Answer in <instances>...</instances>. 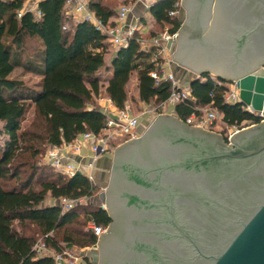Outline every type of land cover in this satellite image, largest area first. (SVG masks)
Here are the masks:
<instances>
[{
	"label": "trees",
	"instance_id": "16d2710c",
	"mask_svg": "<svg viewBox=\"0 0 264 264\" xmlns=\"http://www.w3.org/2000/svg\"><path fill=\"white\" fill-rule=\"evenodd\" d=\"M24 2L0 0V264H55L50 257H38L33 249L38 238L21 230L30 224L35 226L41 239L55 252L76 245L91 247L97 242L94 233L88 228H72L80 221V203L62 212L59 206L43 202L49 193L56 199H91L98 187L81 173L72 177L51 170L47 176L40 174L46 168L38 164L39 157L48 146H59L81 133H100L104 129L105 114L97 105H91L101 92L102 71H112L105 91L119 108L130 98L128 86L133 74L138 79L136 97L148 105L167 99L171 83L157 82L150 74L154 69L152 51L143 48L137 36L130 38L127 46L116 48L108 62L107 34L87 20L68 16L67 0H42L38 4L39 16L32 11L19 16ZM106 2L88 0V5L103 24L114 25L110 19L117 13L116 7L127 1ZM179 2L161 0L150 7L159 24L151 36L165 27L171 33L178 32ZM171 11L176 14L170 15ZM20 68L40 79L30 84L14 75ZM201 77L205 79L190 82L195 100L176 105L180 119L186 121L199 113L196 107L214 101L213 106L224 113L223 120L229 126L260 121L243 103L223 102L229 81L217 78L223 82L219 86L210 73ZM30 112L33 117L23 127ZM11 180L14 183L8 184ZM85 217L86 225L93 220L107 227L112 221L98 205L87 209Z\"/></svg>",
	"mask_w": 264,
	"mask_h": 264
},
{
	"label": "flooded vegetation",
	"instance_id": "af4514ba",
	"mask_svg": "<svg viewBox=\"0 0 264 264\" xmlns=\"http://www.w3.org/2000/svg\"><path fill=\"white\" fill-rule=\"evenodd\" d=\"M210 3L207 0L202 15L198 20L194 16L192 26H187L186 35L190 38H202V32L209 26L207 20L214 15L216 8ZM249 6L251 4L245 0H222L216 10H231L229 29L240 37L249 25ZM237 47L246 48L243 38H238ZM249 55H252L251 59L259 57L251 51ZM259 118V122L242 129L262 124L259 127L262 130L264 116ZM149 128L130 146L116 148L113 152L108 183L101 191L105 192L114 216H110L112 221L98 240L99 264H198V261H203L204 255L211 253L213 247L228 240L241 219L251 211L245 196L264 194L263 155L224 161L193 158V164L186 167L179 163L183 164L187 158H173L178 164L167 167L166 157L173 152L172 146L186 139L167 124L147 132ZM197 138L198 142L186 143L192 145L196 154L203 153V156L206 152L232 148L233 144L242 152L250 153L264 139L261 137L247 142L243 138L230 139L224 133L213 131H205ZM117 153L119 159L115 166ZM188 170L192 172L190 178L186 177ZM174 179L183 180L184 188L189 187L178 191L182 198L174 208L148 205L149 199L144 196L142 188L137 187L148 181L158 184ZM153 187L160 199H169L170 194L165 188L161 185Z\"/></svg>",
	"mask_w": 264,
	"mask_h": 264
},
{
	"label": "water",
	"instance_id": "95a60500",
	"mask_svg": "<svg viewBox=\"0 0 264 264\" xmlns=\"http://www.w3.org/2000/svg\"><path fill=\"white\" fill-rule=\"evenodd\" d=\"M206 1L183 0L187 11V19L185 22H182V30L177 35L178 45L176 51L173 53V59L194 69L198 76L206 72H215L214 74L217 77L231 83H236L240 89L242 103L244 105H251L252 108L262 111L264 114V0H245L251 4V7H247L249 25H246L244 35L240 37L229 29L231 28L229 27L231 10L224 9L217 11L216 8L222 0H215L214 5L216 8L214 9L211 26L206 33V29L202 32L201 36L203 39H199V37L190 38L186 35V33L188 34V29L186 28L187 26L188 28L192 26L194 16L198 20L202 15ZM210 2L213 4L214 0H210ZM218 19L220 20L219 26L217 24V22L219 23ZM209 20H207L208 23ZM261 26L263 27L260 28ZM238 38H243V44L246 45V48L237 47ZM250 51L257 53L259 57L251 59L252 55L248 56ZM196 78L198 77L196 76L194 79ZM163 124L174 128L179 136L185 138L190 143L193 141L198 142L197 137L204 134L205 131H210L189 125L186 121L180 119L177 114L172 113L159 114L149 126L150 128L147 132ZM261 125H252L244 128L232 135L231 139L243 138L247 142L260 139L261 137L263 139L264 128L260 130L259 127ZM137 139H140V137L129 139L119 145L117 149L126 148ZM186 141L182 140V143L172 146L173 152L171 151L170 156L166 157L168 163L165 165L167 167L178 164L174 162L173 158H187L183 164L179 163V165L186 167L192 165L196 158L224 161L246 156H264V139L261 145L250 153L242 152V150L237 149L236 145L233 144L232 148H227L224 151L215 150L214 152H206L205 156H203V153L196 154L192 145L186 143ZM118 157L119 154L117 153L114 161L115 166L118 164ZM188 158H190L189 161ZM193 158L194 160H192ZM202 160H197V162ZM186 172V177L188 178L189 176L190 178L192 172L189 170ZM158 184L170 194L169 199L166 197L164 200L157 196L158 191H155L153 186L159 187ZM158 184L153 183V181H148L145 185L135 183V185H138L137 187L142 188L144 196L149 199L147 204L150 206L166 205L174 208V206L180 204V198H182L178 195V191L180 192L189 188L188 186L184 188L185 183L183 180L176 179L162 181V183ZM99 197L106 204L105 206L100 205V207L106 210L111 217L114 216L112 208L106 201L105 192L101 191ZM245 199L251 211L248 212L244 219H241L240 225L228 237V240L219 246L213 247L211 253L204 255L203 261H198V264H264V194L245 196Z\"/></svg>",
	"mask_w": 264,
	"mask_h": 264
},
{
	"label": "built area",
	"instance_id": "2783aa9c",
	"mask_svg": "<svg viewBox=\"0 0 264 264\" xmlns=\"http://www.w3.org/2000/svg\"><path fill=\"white\" fill-rule=\"evenodd\" d=\"M67 2L73 4L70 13L73 18L87 20L93 23L99 30L107 34L108 41L116 48L127 46L129 39L133 36H137V39L143 48L152 51L151 61L154 64V69L150 74L157 82L164 80L170 82L171 93L167 99L161 101L155 107L147 108L148 106H146L143 114L152 113L155 116H158L159 114H167L170 105L176 106L178 103L187 100H195L190 91V84L180 83L175 74L170 70L172 64L170 57L172 51H170V47L177 41L178 32L171 33L169 28L165 27V29L158 35L144 38L138 33L140 25L137 22L130 24L127 27L124 26L130 12L129 5H122L117 10L114 25H105L89 8L88 0H67ZM176 6L179 7L180 4L176 3ZM23 11L24 10H21L19 12V16L22 15ZM38 13L40 14V12ZM175 14L176 11L170 12V15ZM200 77L201 76H198V78ZM201 79L204 80L205 78L201 77ZM217 84L219 86L222 85V80L218 79ZM223 102L228 104L242 103L240 89L237 87L236 83L230 82L229 89L223 94ZM97 103V106L106 116V125L100 133H81L70 142H65L59 146H50L48 148V161L64 176L72 177L77 173H81L94 183L92 169L95 161L100 156L110 154L117 148V146L129 139L141 137L145 131L141 127L140 116L133 112L130 103H125L124 107L119 108L114 104L110 96L102 94H99ZM213 104L214 101L209 105L196 107L199 113L192 114L187 118L186 123L213 132L226 133L231 139L232 135L243 128V124L229 126L224 122L225 128L224 126H220L219 121L222 122L224 113L214 107ZM245 107L247 111L258 117L264 116L262 111L255 110L251 105H245ZM86 147L91 153L89 161L88 159L85 160L84 163H82L81 160L76 161L74 155L80 154L81 150ZM84 200V198L71 199L61 197L56 205L61 208L62 212H67ZM102 206H105V204L102 203ZM87 227L97 237L96 244L89 248V251L91 250L92 253L88 252V250L76 252V250L72 248H66L62 252H55L48 248L45 241L42 239L35 243L33 249L38 257H50L55 264H98V240L105 232L106 227L96 224L93 220L88 221Z\"/></svg>",
	"mask_w": 264,
	"mask_h": 264
},
{
	"label": "crops",
	"instance_id": "0c3cea01",
	"mask_svg": "<svg viewBox=\"0 0 264 264\" xmlns=\"http://www.w3.org/2000/svg\"><path fill=\"white\" fill-rule=\"evenodd\" d=\"M41 1L42 0H25L22 10L32 11L37 16H39L40 14L38 12H40V11L38 10V4ZM106 1H108V0H105V2ZM120 1H124V0H120ZM125 1H127V2H125V3H127L126 5L130 6V12L127 16L125 23H124L125 24L124 26L127 27L128 25L137 22L140 25V30L138 31V33L144 38L151 37V33L156 32L158 30L159 24H157L155 18L151 14L150 7L152 5H154L155 3L161 1V0H125ZM180 2H181V0H180ZM106 3H108V2H106ZM119 6L121 7V4L116 7V11L120 8ZM72 7H73V4L67 2L66 13L68 16H71L70 13L72 11ZM180 11H181V9H179V11H178V16H179V19L181 20V28L178 30V33H180V31L182 30V22H183L182 18L180 17L182 12H180ZM115 17H116V14L110 19V21H113L115 23ZM177 45H178V42L176 41L175 44L170 47V51H172V54H171L172 56H173V53L177 49ZM109 46H110L109 47V53L106 56L108 62L111 59V57H112V55L116 49L113 47V45L110 42H109ZM171 55H170V57H171ZM172 59H173V57H172ZM170 70L175 74L176 78L182 84H190V82L196 76L198 77V75L194 69H192V68H190V67H188V66H186V65H184V64H182V63H180L174 59L172 60ZM18 72H19V74H18ZM105 72L108 73L107 74L108 76H106V78H105L106 81L104 82L106 85L108 78H110L112 75V71L110 70V71H105ZM14 75H17V76L19 75L20 78L24 79L27 82H29V79H26L28 75L35 76L38 79H40L39 75L30 73V72H24L22 68H20L19 70L17 69L15 71ZM135 83H136V87H137V85H138L137 77H135ZM104 92H105L104 95H107L105 89H104ZM137 93H138V89H137ZM98 96H97V98H98ZM126 103H129V99L127 100ZM175 110H176V106L170 105L168 107V111H167L168 113L167 114H172V113L176 114ZM147 116L152 120L155 117V115L152 113H150V114L148 113ZM113 152L110 154V156H109V154H107L105 156H100L95 161L94 167L92 169L94 175H97L98 173L103 174L104 171H107L109 164H110L109 162H111L112 158H113ZM90 154L91 153H90L89 149L86 147V148L81 150L80 154H77V155L75 154L74 159L76 161L81 160V162L84 163L85 160H87V159L89 161ZM81 156H82V158H81ZM48 195L56 201V198H53L50 195V193ZM54 202H51L49 205H55L56 202H55V204H54Z\"/></svg>",
	"mask_w": 264,
	"mask_h": 264
},
{
	"label": "rangeland",
	"instance_id": "374dc122",
	"mask_svg": "<svg viewBox=\"0 0 264 264\" xmlns=\"http://www.w3.org/2000/svg\"><path fill=\"white\" fill-rule=\"evenodd\" d=\"M117 2V1H116ZM181 3V4H180ZM215 3V0H214V2H213V4ZM179 4H180V9H181V11L180 12H182L181 13V18H182V21L183 22H185V20L187 19V11H186V7L184 6V4H183V0H181V2H179ZM214 11V10H213ZM214 16V15H213ZM213 16H211V18H210V20H209V26L207 27V29H206V31H205V33L208 31V29H209V27L211 26V21H212V19H213ZM204 33V34H205ZM114 48H116L115 46H113ZM172 55H171V60H173L172 59ZM215 72H210V74L212 75V77L217 81L218 79L217 78H219V77H217L215 74H214ZM18 74H19V72H18ZM108 73H106L105 71H102L101 72V76H102V78H101V84H102V87H101V92H100V94H102V95H104L105 94V92H104V89H105V78H106V76H108L107 75ZM135 74H133V77L131 78V80H130V82H129V86H128V92H129V103L131 104V106H132V109H133V112L135 113V114H137V115H139L140 116V121H141V127L143 128V130H146L152 123H153V121L157 118V116H155L154 118H153V120L152 119H150L148 116H147V114L145 113V114H143V111L145 110V107L146 106H148L147 108H151V107H155L156 105L155 104H150V105H148V104H145L144 102H142V101H140L139 99H137V87H136V83H135ZM201 78V77H200ZM26 79H29V83L30 84H34V83H36L39 79L37 78V77H35V76H30V75H28L27 76V78ZM97 96H95L94 98H93V100H92V102H91V105H97ZM90 105V106H91ZM168 113V112H167ZM32 117H33V115H32V112H30V113H28L27 115H26V118L24 119V121L22 122V126L24 127V126H26V125H28L29 124V122L31 121V119H32ZM219 125L220 126H224V128H225V125H224V120H222V122H220L219 121ZM220 130H222V129H220ZM219 131V130H218ZM226 134V133H225ZM118 147V146H117ZM48 148H49V146L46 148V150H44V152L41 154V156L39 157V161H38V164L43 168V167H45L46 168V170H41L40 171V174L42 173L43 175H48V173H49V171L51 170L52 172H56V173H59L57 170H56V168H54L51 164H50V162L48 161V158H47V151H48ZM112 153V152H111ZM110 153V154H111ZM110 154H109V156H110ZM105 156V155H104ZM110 163V162H109ZM110 167L111 166H109L108 167V169H107V171H104L103 172V174L102 173H98L97 175H94L93 176V179H94V184L98 187L97 189H96V191L94 192V194H93V196L91 197V199H85L84 201H82L81 203H80V207H78V209H79V212H80V221H79V223L78 224H75L72 228H74V230L75 229H77V230H82V231H85V230H87V225H86V223H85V211L87 210V209H91V208H94V207H96L97 205L98 206H100V205H102V201H101V198L99 197V194H100V192H101V188H103L104 186H106L107 185V179H108V177H109V174H110ZM104 174H105V176H104ZM7 183L8 184H13L14 183V180H11V181H7ZM58 200L59 199H56V201L54 200V199H52L49 195H48V197L46 198V200L43 202V205H49L51 202H56V204H57V202H58ZM55 202H54V204H55ZM89 202L90 203H92L93 204V207H90L91 205H89ZM55 204V205H56ZM105 204V203H104ZM106 205V204H105ZM58 206V205H57ZM88 207V208H87ZM29 225V224H28ZM28 228H26V229H22L21 231H24L25 233H27V234H33V235H35L37 238H38V241L39 240H41V237L39 236V234H38V230H37V228L35 227V226H33V225H29V226H27ZM63 230L64 229H62L61 231H60V233H59V235H58V237L59 238H61V236L63 235ZM72 249H74V250H76V252L78 251V252H82L83 250H88V252H90V253H92L91 252V250L89 251V248L90 247H81V246H78V245H76V246H73V247H71ZM98 264H99V260H98Z\"/></svg>",
	"mask_w": 264,
	"mask_h": 264
}]
</instances>
